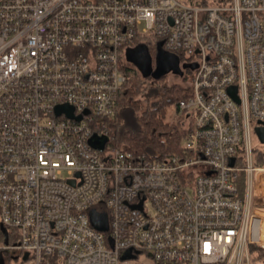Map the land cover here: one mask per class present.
I'll return each instance as SVG.
<instances>
[{
	"label": "built area",
	"instance_id": "built-area-1",
	"mask_svg": "<svg viewBox=\"0 0 264 264\" xmlns=\"http://www.w3.org/2000/svg\"><path fill=\"white\" fill-rule=\"evenodd\" d=\"M137 36L189 69L158 159L108 140ZM263 124L264 0H0L1 264H264Z\"/></svg>",
	"mask_w": 264,
	"mask_h": 264
},
{
	"label": "trees",
	"instance_id": "trees-1",
	"mask_svg": "<svg viewBox=\"0 0 264 264\" xmlns=\"http://www.w3.org/2000/svg\"><path fill=\"white\" fill-rule=\"evenodd\" d=\"M189 1L190 4L206 5L225 4L230 0ZM138 47L150 56L153 63L158 51H164L161 42L150 36H137L134 45L126 51ZM176 55L183 59L181 54ZM120 69L126 81L117 95L114 118L108 121L110 145L152 159L179 153L184 130L180 120H167L168 108H176L178 101L188 96L189 87L178 84L166 86L162 82L163 75L154 76L153 71L145 74L138 67L130 65L124 57L120 61ZM188 75L189 69H186L183 78L187 80ZM255 162L264 165V146L255 150Z\"/></svg>",
	"mask_w": 264,
	"mask_h": 264
},
{
	"label": "water",
	"instance_id": "water-1",
	"mask_svg": "<svg viewBox=\"0 0 264 264\" xmlns=\"http://www.w3.org/2000/svg\"><path fill=\"white\" fill-rule=\"evenodd\" d=\"M136 49L141 50V48H139V47L136 48ZM162 53H163L162 51H158V53L156 55V68H155V70L152 73V75H154V76L162 75V74L165 73L166 69L165 70H161V67H162L161 59H163V58H168L169 59V62L166 63L164 65V67H167V69L169 68V70H173V71L177 70V68L175 67L176 58L174 56H172L171 54H168V53L162 54ZM126 54H128V52H126ZM137 67L143 73L147 72L149 70L148 66L146 67V66L142 65V66H137ZM59 112H65L68 116H71L72 108L70 106H68V105H60V106L56 107V113H59ZM254 132H255V135H256L258 141L261 144H264V124L262 126H256L254 128ZM105 141H106L105 139H96L95 136L91 137V139H90L91 146L94 149H97V150H102L103 149ZM90 221H91L92 226L95 227L99 231H105L106 228H107V217H106V214L100 208H95V209L90 211ZM1 230L3 232H5L4 228H1ZM1 262L2 261L0 259V264H1Z\"/></svg>",
	"mask_w": 264,
	"mask_h": 264
},
{
	"label": "flooded vegetation",
	"instance_id": "flooded-vegetation-1",
	"mask_svg": "<svg viewBox=\"0 0 264 264\" xmlns=\"http://www.w3.org/2000/svg\"><path fill=\"white\" fill-rule=\"evenodd\" d=\"M126 52H128V54L125 53V59L130 65H133L135 68L137 66L144 65L146 67L148 66V68L150 70V67H151L150 64L152 63V64H154V67L152 66L151 71L155 70V68H156V58H155L154 63L151 62L150 56L143 49L139 50V49H136V48H130ZM162 52H163L162 54L168 53V54H171L172 56H174L176 58L175 67L177 68L176 71H173V70H169V68L167 69V67H164V65L169 62V59L168 58H163V59H161V64H162L161 70H165L166 69V71L162 75L163 76H167L169 73L176 75V73L179 71L180 75L183 76L184 75V73H183L184 65H183L181 59H179V57L176 54H174V53H170V52H167L165 50L162 51Z\"/></svg>",
	"mask_w": 264,
	"mask_h": 264
},
{
	"label": "rangeland",
	"instance_id": "rangeland-1",
	"mask_svg": "<svg viewBox=\"0 0 264 264\" xmlns=\"http://www.w3.org/2000/svg\"><path fill=\"white\" fill-rule=\"evenodd\" d=\"M180 1L181 2H184V3H189L190 2L189 0H180ZM150 66L151 67H150V71L148 70V74L151 72L152 66L154 67V64L151 63ZM144 73L147 74V72H144ZM188 79H189V77H188ZM187 80H185L183 78V76L180 75V73L178 71L176 73V75L169 73L167 76H164L162 82L166 86H172V85L178 84V85L186 88V87H188ZM167 120L170 121V122L171 121L177 122L178 120H180L181 126H183L185 124V123H183V120L176 115L175 108H173V107L168 108V117H167ZM251 141L253 143H256L257 142L256 137H255V134L253 132H251Z\"/></svg>",
	"mask_w": 264,
	"mask_h": 264
}]
</instances>
